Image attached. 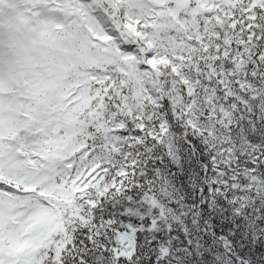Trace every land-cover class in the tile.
<instances>
[{
	"label": "snow or ice",
	"instance_id": "snow-or-ice-1",
	"mask_svg": "<svg viewBox=\"0 0 264 264\" xmlns=\"http://www.w3.org/2000/svg\"><path fill=\"white\" fill-rule=\"evenodd\" d=\"M257 123L264 0H0V264H87L138 150L180 127L221 167Z\"/></svg>",
	"mask_w": 264,
	"mask_h": 264
},
{
	"label": "trees",
	"instance_id": "trees-1",
	"mask_svg": "<svg viewBox=\"0 0 264 264\" xmlns=\"http://www.w3.org/2000/svg\"><path fill=\"white\" fill-rule=\"evenodd\" d=\"M172 137L137 151L135 175L90 210L74 255L87 264H264V159L252 160L253 149L264 152V128L241 136L221 167L180 127Z\"/></svg>",
	"mask_w": 264,
	"mask_h": 264
}]
</instances>
